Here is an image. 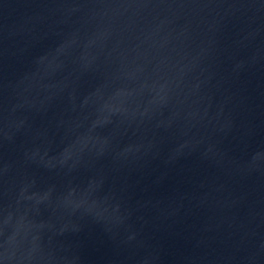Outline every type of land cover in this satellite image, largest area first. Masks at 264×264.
I'll return each instance as SVG.
<instances>
[{
    "label": "water",
    "instance_id": "obj_1",
    "mask_svg": "<svg viewBox=\"0 0 264 264\" xmlns=\"http://www.w3.org/2000/svg\"><path fill=\"white\" fill-rule=\"evenodd\" d=\"M0 264H264V0H0Z\"/></svg>",
    "mask_w": 264,
    "mask_h": 264
}]
</instances>
